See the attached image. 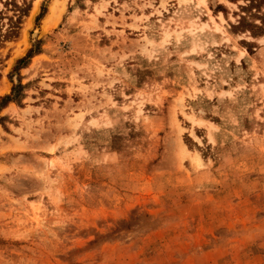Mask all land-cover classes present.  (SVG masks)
Masks as SVG:
<instances>
[{
    "label": "rangeland",
    "instance_id": "1",
    "mask_svg": "<svg viewBox=\"0 0 264 264\" xmlns=\"http://www.w3.org/2000/svg\"><path fill=\"white\" fill-rule=\"evenodd\" d=\"M250 1L0 0V264H264Z\"/></svg>",
    "mask_w": 264,
    "mask_h": 264
},
{
    "label": "trees",
    "instance_id": "2",
    "mask_svg": "<svg viewBox=\"0 0 264 264\" xmlns=\"http://www.w3.org/2000/svg\"><path fill=\"white\" fill-rule=\"evenodd\" d=\"M250 3L257 6L261 3H264V0H251ZM253 28L256 29V35L264 34V24H262V26L253 25ZM13 31H15V28L12 27L10 29V31H8V34H9V32L12 33ZM34 53H38V51H36V49H31L25 58L20 59L17 62V66L15 69L18 70L20 66L24 65L28 59L33 57ZM22 88H23V85H21V84L14 85L11 95L0 98V100H1L0 107L4 106V104H6V103L16 102L18 100V98L20 97V93H21Z\"/></svg>",
    "mask_w": 264,
    "mask_h": 264
}]
</instances>
